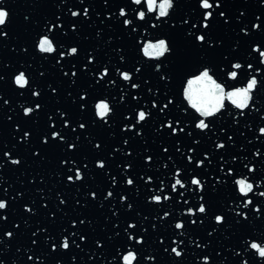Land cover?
Masks as SVG:
<instances>
[{
  "label": "water",
  "instance_id": "95a60500",
  "mask_svg": "<svg viewBox=\"0 0 264 264\" xmlns=\"http://www.w3.org/2000/svg\"><path fill=\"white\" fill-rule=\"evenodd\" d=\"M0 7L9 13L0 27L6 33L0 36V200L7 205L0 210V264H121L128 251L138 254L133 264H202L205 256L209 264H264L247 246L264 245V197L258 195L264 191L263 98L254 94L243 115L226 101L227 108L206 121L210 127L197 130L199 117L187 108L183 83L206 65L170 45L157 70L139 49L159 38L134 22L126 27L128 18L101 0H0ZM45 34L56 53L37 52ZM71 47L78 53L67 56ZM117 70L132 79L125 83ZM21 71L30 80L25 90L13 84ZM212 74L226 90L242 87ZM101 98L113 109L106 122L93 107ZM25 107L34 112L24 116ZM139 110L149 116L137 124ZM177 170L186 188L172 192ZM193 175L202 189L191 185ZM243 176L254 185L248 197L233 183ZM153 195L170 200L153 203ZM246 199L253 203L243 208ZM200 203L206 214H186ZM215 215L224 222L216 224ZM178 220L185 225L179 231ZM64 239L67 249L60 247Z\"/></svg>",
  "mask_w": 264,
  "mask_h": 264
},
{
  "label": "snow or ice",
  "instance_id": "6c2138e0",
  "mask_svg": "<svg viewBox=\"0 0 264 264\" xmlns=\"http://www.w3.org/2000/svg\"><path fill=\"white\" fill-rule=\"evenodd\" d=\"M144 2L147 4V11L150 13L155 12L156 13V17L158 18L157 20H161L164 18H167L169 16V10L173 7V0H160V2L158 3L157 0H144ZM132 3L140 6L142 4V0H132ZM163 5V7H162ZM214 6V5H213ZM202 7L204 8H208L209 5L207 4L206 0L205 2L202 4ZM88 10H84L85 15L87 14ZM139 19L141 21H144L146 19V14L145 11L140 10L137 11ZM71 15L73 17H77L79 15L78 12H71ZM119 15L121 17H125L126 16V12L124 8H120L119 10ZM212 15V13H211ZM221 15H223V13H221ZM0 17H2V19H0V27H3L6 25L7 20L9 19V13L3 8L0 7ZM137 19V17H136ZM204 21H208V13L204 14L203 17ZM124 25L130 26L132 24V21L129 19H124L123 21ZM184 23H187V21H184ZM193 27H196L195 24L192 25ZM57 27H59V25H57ZM157 25L154 24L153 28H156ZM201 27L203 28H207L208 24L207 23H202ZM259 26L256 24H253V28H258ZM53 29L52 27L48 28V31L51 32ZM0 35H3V32H0ZM195 39L198 43L204 42L205 41V36L203 35H196ZM138 43L141 44L140 41H138ZM36 48L38 49V51H40L43 54H53L57 52V46L56 44L54 45L53 43V39L49 38V35L45 34V35H41L39 36L38 40L36 41ZM140 52H142L143 57L148 58L149 60L152 61H156V69L159 70L160 68V58L164 57L166 53H168L169 51H172L171 46L169 44V41L166 39H156L155 42L152 41H147L143 43V47H140L139 49ZM253 52L258 53L259 57H260V61L262 64H264V50H260V48H255L252 49ZM78 53L77 49H71L69 48L67 50L66 55L67 56H74ZM61 57L65 56L64 52L60 53ZM248 69L251 70L252 69V65L249 64ZM232 70L227 72V79L228 80H237V77L239 75L240 77V71L244 68V65L236 63V64H232L231 65ZM238 70V71H237ZM119 72L120 78L122 80H124L125 82H129L132 79V74L129 72H121L119 70H117ZM136 71H140L139 68L136 69ZM258 71V69L256 70ZM73 75H75V73H73ZM108 75V69L105 68L100 72V77H106ZM186 83H183V98L184 100L187 102V108H191L195 111L196 114H198L199 119L195 122V126L197 127L198 130L200 131H204L206 129H208L210 127V125L208 123H206L207 120L216 117L217 115H219L222 110H225L226 104L225 102H229L228 101V97H230L233 93H243L247 96L248 101H252L254 99V89H257L260 81L257 79L256 75H252L251 71L249 73V77L247 79V83L245 86L242 87H235L232 88V90H226V84L221 82L216 76H214L212 74V69L209 67H202L197 73L189 75ZM161 79H164V77H161ZM15 83V85L19 88V89H27V87L30 85V80L28 78V76L25 75V72L21 71L19 72L18 75H15V79L13 81ZM132 87L135 89L138 87V85L133 84ZM231 88V87H229ZM219 94L221 97H223L220 106L218 108H216L215 112H211V113H207L204 110V102L207 100V98L212 95V94ZM36 93L32 92V95H35ZM81 99H85L84 96H81ZM6 102V101H5ZM172 101L169 100L167 104L163 105L161 111H163V109H166L168 107V104H171ZM251 103H248L247 101L241 105L239 103H234L233 106L235 107L236 110H238V112L243 115L244 110L248 109L250 107ZM157 105L155 103H153L152 107L155 108ZM26 112L28 111H34V109L31 108H26L25 109ZM113 109L111 107V103L106 99V98H101V99H97L95 102V114L96 117L101 120V121H106L109 117L110 114L112 113ZM149 116V113L146 111H137L136 112V123L140 124L142 122H144ZM127 119V118H126ZM166 127H172L171 123H168L167 125H165ZM81 128L84 127L83 124L80 125ZM132 125H128V128H131ZM173 132L176 131L175 128L172 129ZM181 131H183V129H180ZM261 135L264 136V127H262L260 129ZM53 139H56L59 137V133L57 132H53L52 134ZM69 147H72V145H70ZM217 148L222 149L224 147L223 144H217L216 145ZM6 153H4L5 155ZM8 154V153H7ZM9 155V154H8ZM202 161H197V166H201L202 165ZM99 168H103L104 164L101 162L100 164H98ZM249 172H252L253 169L251 167L248 168ZM229 175H231V170H229L228 172ZM81 175V172H76L75 175V179H78V176ZM174 176L176 177L175 179V183H172L171 185V190L172 192H176L179 186V189H185L186 185L185 182L180 179L179 177L181 176V172L180 171H176L174 173ZM73 179V177L69 176L68 180L71 181ZM126 183H133L132 180H128L126 181ZM191 185L195 186V190L196 189H202L203 188V181L200 180L199 178H197L195 175H193L191 177L190 180ZM234 185H235V190L236 192L239 193V196L241 197H248L250 193L254 192V185L253 183L249 180L248 176H243L242 178H238L235 179L233 181ZM260 195V197H264V191L259 192L258 193ZM112 195V193L110 194ZM181 195H183V192H181ZM153 202L155 203H160L162 200H169L170 197L168 195H164L163 197L161 195H153L152 196ZM202 199V198H201ZM184 203H188L187 200L184 201ZM253 203V201L251 199H246L243 201V204L241 205L243 208H248L251 204ZM256 211H259V209H255ZM208 211L207 205L205 203H200L199 206L195 209L193 208H188L186 210V214L188 216H193L197 213L203 215L206 214ZM165 216H168L169 214L167 212L164 213ZM238 215H240L238 213ZM246 218V217H245ZM224 217L222 215H215L214 216V221L216 224H222L224 222ZM193 223H195V221H193ZM129 228L134 227V225L129 224L128 226ZM185 227L184 223L180 220H178L175 223V229L182 230ZM129 240H132L133 237L129 236L128 237ZM137 242V239H136ZM70 246V242L67 239H64L61 241L60 247L61 248H69ZM248 247H250L251 249H253L257 254H259L261 257H264V245L262 244H258L256 242H250L247 245ZM171 252H173L175 255L177 256H182V252L178 250L177 247H172L171 248ZM136 252L135 251H128V256H125V262L126 264H133V261H136ZM131 257V261H129L128 257ZM203 264H209V258L207 256L204 257L203 260Z\"/></svg>",
  "mask_w": 264,
  "mask_h": 264
},
{
  "label": "clouds",
  "instance_id": "9594fccd",
  "mask_svg": "<svg viewBox=\"0 0 264 264\" xmlns=\"http://www.w3.org/2000/svg\"><path fill=\"white\" fill-rule=\"evenodd\" d=\"M205 2V0H199V8L203 11V13L205 14V13H208V19L210 20L211 18H212V15H211V13H212V10H213V3L211 2V0H206V2H207V4L209 5V7L206 9V8H204V7H202V4ZM131 3H132V0H131ZM133 5H136V4H134V3H132ZM136 6H138V5H136ZM146 6H147V4H146ZM216 7H219V4H217V5H215ZM162 7H163V5H162ZM87 10V9H86ZM71 12H77V11H71ZM126 12V11H125ZM150 13V12H149ZM120 16V15H119ZM73 17V16H72ZM121 17V16H120ZM136 17H137V20L138 21H141L140 19H139V16H138V13L136 12ZM156 18V20L158 19L157 17H155ZM0 19H2V17H0ZM150 27H154V24H151L150 25ZM255 29V28H254ZM3 35H6V33H3ZM3 35H0V36H3ZM161 39H164V38H161ZM259 46L257 45V46H253V49H255V48H258ZM71 49H77L76 47H71ZM36 50H37V52L38 53H41L40 51H38V49L36 48ZM78 50V49H77ZM260 58V57H259ZM236 63H239V62H234L233 64H236ZM260 63H261V61H260ZM239 64H241V63H239ZM262 64V63H261ZM257 73H259V69H258V71H257ZM248 78H250V77H248ZM14 79H15V76L13 77V81H14ZM124 81V80H123ZM125 82V81H124ZM125 83H127V82H125ZM13 84L15 85V83L13 82ZM259 86V85H258ZM254 92L256 91V89H254L253 90ZM34 93H36L35 95H33V97H38V95H39V93L38 92H36L35 90L33 91ZM222 99H223V97H221L218 93L217 94H212V95H210L208 98H207V100L204 102V105H203V107H204V110H205V112H207V113H211V112H215V110H216V108H218L219 106H220V103H221V101H222ZM228 99V101H229V103H230V105L232 106L231 108L232 109H234V110H236L235 109V107L233 106V104L234 103H239V104H241V105H243L246 101L248 102V103H251V101H248V98H247V96L245 95V94H243V93H233L230 97H228L227 98ZM5 103H7V101L5 102ZM37 108H39V105H37L36 106ZM93 107L95 108V104H93ZM26 108H31V109H33L32 107H25V108H23V114H24V116H29L30 114H32L34 111H28V112H26L25 111V109ZM139 111H142V110H139ZM224 110H222V112H223ZM97 118V117H96ZM127 118V117H126ZM107 121V120H106ZM105 121V122H106ZM195 126V125H194ZM126 127H128V126H126ZM262 127H260V128H258V133L261 135V132H260V129H261ZM195 129H197V127L195 126ZM198 130V129H197ZM27 136H28V133H25V138H27ZM71 148V147H70ZM5 156H8V154L6 153L5 154ZM11 163L13 164V165H16V164H18L19 163V161L18 160H15V159H13V160H11ZM101 162H97V167H98V164H100ZM177 171H180V170H177ZM77 172H80L79 170H77ZM82 179V174L81 175H79L78 176V179L77 180H81ZM128 180H131V179H126V181H128ZM126 181H125V183H126ZM127 185H132L133 183H126ZM257 186H259V181L257 182ZM111 194V192H109L107 195L108 196H111L110 195ZM259 195V194H258ZM260 196V195H259ZM121 199H124L123 197L121 198ZM170 200V199H169ZM169 200H165V201H169ZM150 201L151 202H153V199H152V197H150ZM153 203H155V202H153ZM157 204H159V203H157ZM6 201H4V200H0V210H4L5 208H6ZM174 227H175V225H174ZM5 237H11L12 236V233L11 232H6L5 234ZM137 244H140V243H142V241L140 240V239H137V242H136ZM173 243H175V241H173ZM62 249H67V248H62ZM173 253V252H172ZM174 254V253H173ZM175 255V254H174ZM125 256H128V252H125L123 255H122V257H121V264H126V262H125V259H124V257ZM177 258H179V257H181V256H177V255H175ZM257 258H259V259H264V257H261L259 254H257ZM29 259H31V257H29ZM128 259H129V261H131V257L129 256L128 257ZM138 259V254H136V260ZM145 259L146 260H151L152 259V257H145ZM203 260H204V258H203ZM203 260H202V264H203ZM244 264H246V262H244Z\"/></svg>",
  "mask_w": 264,
  "mask_h": 264
}]
</instances>
